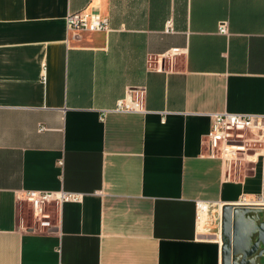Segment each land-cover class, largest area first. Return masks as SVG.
<instances>
[{"label":"crops","instance_id":"1","mask_svg":"<svg viewBox=\"0 0 264 264\" xmlns=\"http://www.w3.org/2000/svg\"><path fill=\"white\" fill-rule=\"evenodd\" d=\"M82 9L110 30L69 39ZM173 47L165 70L147 66ZM137 86L145 111L114 110ZM223 111L264 113V0H0V264H222V206L260 190L259 162L233 181L204 155ZM21 190L82 199L30 231ZM237 222L249 250L264 208Z\"/></svg>","mask_w":264,"mask_h":264},{"label":"built area","instance_id":"2","mask_svg":"<svg viewBox=\"0 0 264 264\" xmlns=\"http://www.w3.org/2000/svg\"><path fill=\"white\" fill-rule=\"evenodd\" d=\"M68 38H78L81 33L108 32L109 18L95 10L72 11L66 16ZM220 32H226V23L219 25ZM182 53L181 48L173 47L162 55L149 56L147 66L155 71H163L164 59H173ZM44 76V64L43 74ZM145 88L142 86L128 88L118 98L114 107L116 111L144 112ZM43 128V127H41ZM207 149L205 156L218 158L233 181L243 175L245 162H259L260 190L255 194H242L234 204L247 207L264 208V113H236L223 111L212 115L211 124L206 134ZM29 205L31 224L22 226L30 231H50L56 226L57 211L66 201L78 202L79 193L64 190H21L16 196ZM210 204L196 202V216L200 221L208 212Z\"/></svg>","mask_w":264,"mask_h":264},{"label":"water","instance_id":"3","mask_svg":"<svg viewBox=\"0 0 264 264\" xmlns=\"http://www.w3.org/2000/svg\"><path fill=\"white\" fill-rule=\"evenodd\" d=\"M260 209L259 207H247L240 206L237 204H227L222 206L221 213V240H222V264H247L246 260H241L236 263V253L241 250L244 254H255L260 256L263 254L264 249L258 250L259 244L261 243L264 247V224H259V232L257 239L251 245L249 250L242 248L239 245V238L237 232V214L238 212H247L250 209ZM258 250V251H257Z\"/></svg>","mask_w":264,"mask_h":264}]
</instances>
